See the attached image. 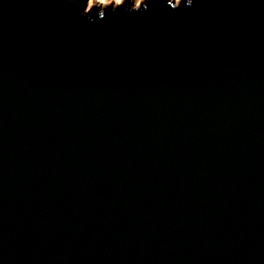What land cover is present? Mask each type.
Segmentation results:
<instances>
[{
	"label": "water",
	"instance_id": "1",
	"mask_svg": "<svg viewBox=\"0 0 264 264\" xmlns=\"http://www.w3.org/2000/svg\"><path fill=\"white\" fill-rule=\"evenodd\" d=\"M0 264H264V0H0Z\"/></svg>",
	"mask_w": 264,
	"mask_h": 264
},
{
	"label": "rangeland",
	"instance_id": "2",
	"mask_svg": "<svg viewBox=\"0 0 264 264\" xmlns=\"http://www.w3.org/2000/svg\"><path fill=\"white\" fill-rule=\"evenodd\" d=\"M125 0H88V9H90L91 7L97 5V6H108L111 4L114 5H120L124 2ZM135 7H139L142 3L145 2V0H131ZM176 2H179L180 0H175Z\"/></svg>",
	"mask_w": 264,
	"mask_h": 264
}]
</instances>
